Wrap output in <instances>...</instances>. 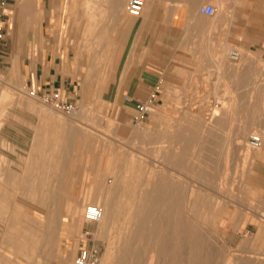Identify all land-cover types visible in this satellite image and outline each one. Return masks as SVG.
Returning a JSON list of instances; mask_svg holds the SVG:
<instances>
[{"label":"rangeland","instance_id":"1","mask_svg":"<svg viewBox=\"0 0 264 264\" xmlns=\"http://www.w3.org/2000/svg\"><path fill=\"white\" fill-rule=\"evenodd\" d=\"M216 1V16L205 21V25L212 29L214 38L224 37L227 28L233 24V15L228 17L223 13L228 0ZM222 16L226 19L229 18V21H221L220 17ZM225 46L227 45L213 44L206 47H209V52H211L212 47L215 50H220L217 54L219 55ZM202 47L205 46L190 47L191 61L188 62V67L184 70L174 71L175 78L169 79L168 84L163 85V93L157 94L158 101L155 104L154 111L147 115L139 114L137 107V113L126 111L116 113L111 110L112 106L109 105L106 99L107 94L104 93L108 82V79L104 76L108 66L107 62L86 63L94 66L95 70L88 72L82 70L85 74H82L83 77L80 78L81 83H83V90L79 92V111L72 115H65L29 97L27 95L28 91L24 90L22 84H20V77L17 79V83H19L17 84L5 74L0 73V95L2 90L7 89L6 91H9L13 98L9 101L6 100V104H4V100L1 101L0 99V158H3V155L6 156V163H0V201L7 203L0 205V264H72L71 262L77 254L83 229H89L91 232L92 235L88 240H90L91 246H95L99 250L101 262L105 250L110 246L112 247L118 236L123 233L122 229L127 212V208L123 210V203L126 201L125 198L120 201L119 197L116 198V194L113 196L115 200L111 198L110 201L115 202L120 208L122 207L121 211L124 212L122 211L120 214L119 221L117 220L116 224L110 230H107L108 233H103L98 237L96 234L99 225H86L84 221L86 207L95 205L89 204L90 201L86 197L91 188L104 191L110 185H114L115 177L124 175L126 171L129 172L128 174L132 178H135V176L141 178L142 176V181L133 178L136 186L139 184L140 188L136 190L139 192L145 186L147 178L151 176L152 172L156 174L164 173L170 179L172 177L183 189L182 197L184 199H182L183 201L180 199L182 202L179 206H184L180 208V212L183 210L184 213L182 212V214L184 215H181L187 217L185 219L189 217L188 220L193 224L196 223L197 226L199 225L200 232L206 234V245L208 246L204 251L205 254L203 253L204 256H208L209 260L211 259V264L246 263L244 257L223 235L221 227L227 217H234L237 215V211L243 216L244 210L254 207L253 194L248 183L251 181L250 177L254 162L258 158L255 155L258 156L261 150H249L246 147V142L252 133H259L264 138V73L262 74L260 69V65L264 66V59L262 57L258 58L254 53L251 54L253 60L256 61V66L252 67V59L251 62L249 61L250 64H247L248 61L246 60H249L250 57L247 56L236 63L230 60L227 54L225 62V67H227L216 69V63L211 60L213 56H204ZM227 47H229V52L233 48H238L243 54L248 53L237 46ZM195 50L198 51L197 54L194 53ZM244 61L247 62L245 67ZM244 68L246 70L255 69L258 74H256V77L248 76L249 73L245 74L246 83H243L242 73H244ZM186 93L189 95L186 96ZM207 97H210V99ZM216 102L223 104V108L217 110L221 113V116L225 112H229L230 108L238 107L236 117L232 120L229 118L227 122L225 120L224 125L212 131H205L203 128V130H199L201 125H195L197 120L192 116H188V119H182L186 112L192 113L202 108L205 111L204 114L209 117L210 113L207 112H210V109L207 110V106H212ZM191 108L193 111H191ZM155 112L156 114H154ZM42 113H47V117L43 118L45 115ZM162 113L165 115H161ZM141 116L146 117L144 121L140 120ZM14 119L16 121L20 120L23 129L31 123V128L37 132L39 130L40 134H47L48 140L38 143L40 145L38 151L34 148L35 150L28 153L12 146L14 145L13 142L6 138L4 132L5 129L10 127L8 124L12 123ZM179 125L182 126L181 131L184 133L179 131L180 133L176 136L179 138L183 134L185 136H182L183 139L176 140L173 132ZM193 129H198V132L195 133L196 130L191 131ZM235 131H238V133ZM139 134L143 136L140 137ZM84 135L90 137L91 141L89 143L83 141ZM235 137L240 141L244 139L243 143H245L247 152L239 153V150L233 145ZM203 139L206 143L203 142ZM225 143L227 148H225ZM101 148L105 149L104 152ZM60 150L66 155V159L67 157L72 159H65L67 170L65 169L63 173L58 174L50 171L55 168V165L52 169L46 168L45 164L51 162L50 158L52 157L50 155H55ZM36 153L39 154V157H34ZM205 153L208 154L203 157L202 155H205ZM32 155L34 167L30 168L28 165L31 160L28 157ZM170 155L171 157H169ZM175 155L181 156L183 163L181 167L175 163ZM38 162L45 165L41 168L42 171L36 169ZM131 164L134 167L139 164L138 168L136 167L137 170L135 168L136 173L133 175L130 174ZM30 166H32L31 163ZM140 168H144L143 171ZM31 169H35L37 172L29 171ZM210 172L212 175L209 174ZM149 173L151 174L149 175ZM57 179L63 183L64 188L58 200L61 229L58 230L54 243H41L40 236L36 232L43 233L45 229V224L41 219L44 215L43 210L48 206L50 207L52 202L50 198L45 199L43 193H47L52 185L58 184ZM100 182L102 183L100 184ZM197 186L199 189L196 188ZM192 189L197 198L189 199L187 198V190L190 192ZM184 194L187 199L183 196ZM83 198H86L83 204H78L83 201ZM44 200L47 204L39 205ZM189 200L191 201L189 202ZM18 201L31 203L33 206H18ZM73 204L76 207H73L75 213H73L74 219L71 220L68 212ZM219 205H221V208H219ZM27 229H31L35 233L33 234V231L30 232ZM204 229H207V231ZM111 232H114V234ZM140 247L143 251V246L140 245ZM202 252L201 255H203Z\"/></svg>","mask_w":264,"mask_h":264},{"label":"crops","instance_id":"2","mask_svg":"<svg viewBox=\"0 0 264 264\" xmlns=\"http://www.w3.org/2000/svg\"><path fill=\"white\" fill-rule=\"evenodd\" d=\"M216 2L147 0L142 15L132 17L127 11L128 0H8L10 17L0 54V73L16 83L20 77L24 90L42 93L57 89L78 101L83 90L82 70H95L86 63L107 62L104 93L111 110L137 113L138 104L163 93V85L175 78L174 71L188 67L190 47L222 44L243 48L249 54L242 52L241 60L250 57L248 63L244 61V67L251 59L252 67L256 66L253 53L264 59V0H228L223 13L233 15V24L224 37L214 38L212 29L205 25L212 17L202 14L200 9L206 5L216 7ZM220 20L226 22L229 18L222 16ZM247 73L256 77L258 71L245 69L242 77L246 78ZM145 118L141 116L140 120ZM8 125L6 138L13 142V147L28 153L48 140L47 134L37 133L31 123L23 129L20 120L14 119ZM83 141L89 143L91 139L84 135ZM50 157L52 163L45 164L46 168L55 165L50 171L61 174L66 155L60 150ZM257 157L248 183L254 207L244 210L243 216L237 211L234 217H227L221 227L223 235L248 264H264V144ZM45 165L38 162L36 169ZM32 170L37 172L29 171ZM56 185L43 193L45 199L52 200L51 206L59 205L64 191ZM94 192L100 194L101 190L96 188ZM86 198H90L89 193ZM46 204V200L39 203ZM17 205L33 206L25 201H18ZM73 207L76 205L70 208ZM74 209L68 212L71 220ZM53 217L58 223L57 236L61 218L58 212ZM55 240L56 237L50 242Z\"/></svg>","mask_w":264,"mask_h":264},{"label":"bare ground","instance_id":"3","mask_svg":"<svg viewBox=\"0 0 264 264\" xmlns=\"http://www.w3.org/2000/svg\"><path fill=\"white\" fill-rule=\"evenodd\" d=\"M214 25V24H213ZM222 45V44H219ZM224 46V45H223ZM222 48V47H221ZM227 46L223 47L221 53L219 55L218 51L220 50H215L213 47L211 48V52H209V47H202V52L204 56H213L212 61L216 63L215 67L216 69H224L225 67V62H226V56L228 54L229 56V51H228ZM249 58V57H248ZM228 59V58H227ZM247 60V59H246ZM229 61V59H228ZM251 62V61H250ZM249 62V63H250ZM260 64V63H259ZM198 65V64H197ZM230 65V64H229ZM258 67V65H257ZM197 69V68H196ZM214 69V68H213ZM260 69L262 74L264 73V66L260 65ZM218 71V70H217ZM222 71V70H221ZM196 73V72H195ZM220 75V73H218ZM198 76V75H197ZM218 76V75H217ZM245 77V76H244ZM262 77V76H261ZM195 78V77H194ZM198 78V77H197ZM245 79V78H243ZM264 79V77H263ZM262 80V79H261ZM260 80V81H261ZM211 82V81H210ZM241 82V81H240ZM1 84V83H0ZM230 84V83H229ZM234 84V83H233ZM264 84V83H263ZM215 88V87H214ZM7 90V89H6ZM6 90H2V93L0 95L1 101L4 100V104H6V100H10L11 94L9 91L7 92ZM185 90V89H184ZM174 91V90H173ZM172 93V92H171ZM182 93V92H181ZM217 93V92H216ZM170 94V92H169ZM174 95V93H172ZM188 93H186V96ZM215 94V92H214ZM172 95V96H173ZM217 95V94H215ZM171 96V95H170ZM214 96V95H213ZM15 97V96H14ZM176 98V96H174ZM173 97V99H174ZM208 98V97H207ZM215 98V96H214ZM13 99V98H12ZM19 99V98H18ZM24 99V98H23ZM172 99V98H171ZM188 99V98H186ZM210 99V97L208 98ZM189 101V100H188ZM192 101V100H191ZM190 101V103H191ZM209 101V100H208ZM207 101V102H208ZM212 101V100H211ZM26 102V101H25ZM32 103V102H31ZM209 103V102H208ZM11 104V103H10ZM197 105V104H196ZM192 106V105H191ZM32 107V106H31ZM171 107V106H170ZM177 107V106H176ZM211 106H207V110L210 109ZM174 108V107H173ZM172 108V109H173ZM209 108V109H208ZM251 108V107H250ZM262 108V107H261ZM189 109V108H188ZM187 109V110H188ZM192 109V108H191ZM231 110L229 112H225L224 115L221 116V113L218 112L217 110L213 111L212 114L207 117L205 111L202 109L193 111L192 113H185L182 119H188L190 116H192L195 120L196 123L195 125H201L199 130L205 129V131L210 130L212 131L213 129H216L217 127H221L224 125L228 119L230 118L231 120L234 119L237 115V111L239 110L238 107L234 106L230 108ZM168 110V109H167ZM190 110V109H189ZM188 110V111H189ZM158 111V110H157ZM47 112V111H46ZM162 112V111H160ZM167 112V111H166ZM171 112V111H170ZM185 112V111H184ZM182 113V112H181ZM209 113V112H207ZM224 113V112H223ZM222 113V114H223ZM240 113V112H239ZM2 114V113H1ZM44 114L45 117H47V113H42ZM49 114V112H48ZM156 114V112L154 113ZM159 114V113H158ZM163 115V113L161 114ZM165 115V114H164ZM163 115V116H164ZM168 115V114H167ZM179 115V114H178ZM181 115V114H180ZM239 115V114H238ZM242 115V114H241ZM253 115V114H252ZM251 115V116H252ZM182 116V115H181ZM189 116V117H188ZM168 117V116H167ZM165 117V118H167ZM254 117V116H253ZM164 118V117H162ZM252 118V117H251ZM162 120V119H161ZM175 120V119H174ZM226 120V122H225ZM173 121V120H172ZM230 121V120H229ZM176 122V121H175ZM232 122V121H231ZM111 123V122H110ZM246 123V122H245ZM114 124V123H111ZM110 125V124H109ZM242 125V124H241ZM251 125V123H250ZM111 126V125H110ZM249 126V125H248ZM112 127V126H111ZM167 127V126H166ZM176 127V126H175ZM235 127V126H234ZM242 127V126H241ZM171 128V126H170ZM194 128V127H193ZM197 128V126H196ZM203 128V129H202ZM250 128V127H249ZM42 129V127H41ZM198 129H193L191 131L198 132ZM236 129V128H235ZM251 129V128H250ZM138 130V129H136ZM182 130V126L179 125L176 127V130L173 132V135L175 136L174 139L180 140L181 138L183 139L185 136ZM234 130V129H233ZM246 130V129H245ZM43 131V130H41ZM134 131V129H133ZM145 131V130H144ZM143 131V132H144ZM181 133V138L177 137L176 135L178 133ZM240 131V130H238ZM238 131L236 133H238ZM39 132V130H38ZM37 132V133H38ZM137 132V131H135ZM169 132V131H168ZM200 132V131H199ZM204 132V131H203ZM227 132V131H226ZM41 133V132H40ZM133 133V132H132ZM145 133V132H144ZM143 133V134H144ZM193 133V132H191ZM194 133V134H195ZM240 133V132H239ZM138 134V133H137ZM136 134V135H137ZM146 134V133H145ZM167 134V133H165ZM201 134V133H200ZM208 134V133H207ZM259 134V133H258ZM39 135V134H37ZM140 135V134H139ZM171 135V134H170ZM237 135V134H236ZM235 135V136H236ZM261 135V134H260ZM143 135H140V137ZM238 136V135H237ZM244 136V135H243ZM152 137V135H151ZM169 137V136H168ZM172 137V136H171ZM154 138V137H153ZM152 139V138H151ZM172 139V140H174ZM206 139V138H205ZM264 139V138H263ZM169 140V139H168ZM195 140V139H194ZM208 140V139H207ZM212 140V139H211ZM244 140V139H243ZM241 139L238 140L237 137L233 139V145H235L236 149L239 150V153L241 152H247L245 150V143ZM95 141V137H94ZM182 141V140H181ZM190 141V140H189ZM198 141V139H197ZM108 142V141H107ZM104 142V143H107ZM180 142V141H179ZM204 142V139H203ZM208 142V141H207ZM215 142V141H214ZM188 143V142H187ZM206 143V142H204ZM228 143V142H227ZM68 144V143H67ZM201 144V143H200ZM69 145V144H68ZM107 145V144H106ZM173 145V144H172ZM184 145V144H183ZM219 145V144H218ZM229 145H231L229 143ZM96 146V145H95ZM103 146H105L103 144ZM210 146V145H209ZM215 146V145H214ZM224 146V145H223ZM171 147V146H170ZM193 147V146H192ZM234 147V146H232ZM3 148V147H2ZM104 148V147H102ZM101 148V149H102ZM174 148V147H173ZM224 148V147H223ZM225 148L226 143H225ZM68 149V146H67ZM186 149V148H185ZM69 150V149H68ZM103 150V149H102ZM105 150V149H104ZM103 150V152H104ZM226 150V149H225ZM261 150V149H260ZM159 151V150H158ZM171 151V150H170ZM163 152V150H162ZM196 152V151H195ZM202 152V151H201ZM176 153V152H175ZM226 153L228 151L226 150ZM171 154V153H170ZM202 155L203 157L206 156ZM247 154V153H246ZM245 154V155H246ZM147 156V155H146ZM163 156V155H162ZM173 156V155H172ZM257 157V155H255ZM155 157V156H154ZM165 157V156H164ZM171 157V155L169 156ZM226 157V156H225ZM228 157V156H227ZM255 157V158H256ZM30 158V156L28 157ZM243 158V157H242ZM248 158V157H247ZM254 158V159H255ZM64 159V165L62 168L61 173L65 171V158ZM67 159H72L68 158ZM66 159V160H67ZM142 159V158H141ZM31 160V159H30ZM103 160V159H102ZM101 160V161H102ZM134 160V159H133ZM132 160V161H133ZM145 160V159H144ZM227 160V159H226ZM225 160V161H226ZM247 160V159H246ZM175 163L178 164V166L182 163L181 156L175 155L174 159ZM250 161V160H249ZM32 162V160H31ZM29 162V165L30 163ZM69 162V161H68ZM227 162V161H226ZM254 162V161H253ZM0 163L5 164L6 163V156L3 155V158H0ZM141 163V160H140ZM143 163V162H142ZM146 163V161H145ZM251 163V162H250ZM33 164V163H31ZM70 164V163H69ZM150 164V162H149ZM148 164V165H149ZM152 164V162H151ZM190 164V163H189ZM137 165V164H136ZM139 165V164H138ZM137 165V166H138ZM166 165V164H164ZM196 165V164H195ZM2 166V165H1ZM70 166V165H69ZM68 166V167H69ZM101 166V164H100ZM130 168V174L133 175L135 174V168L131 164ZM142 166V164H140ZM144 166V165H143ZM188 166V165H187ZM71 167V166H70ZM69 167V168H70ZM145 167V166H144ZM147 167V166H146ZM156 167V166H155ZM167 167V166H166ZM68 168V169H69ZM138 168V167H137ZM136 168V170H137ZM187 168V167H186ZM203 168V167H202ZM142 169V168H140ZM144 169V168H143ZM142 169V171H143ZM169 169V168H168ZM208 169V168H207ZM67 170V169H66ZM99 170V169H98ZM148 170V169H147ZM190 170V169H189ZM69 171V170H68ZM139 171V169H138ZM150 171V170H149ZM157 171V170H156ZM162 171V170H161ZM165 171V170H164ZM170 171V170H169ZM193 171V170H192ZM198 171V170H197ZM196 171V172H197ZM201 172V171H200ZM209 172V171H208ZM68 173V172H67ZM129 172L126 171L124 175H117L116 180L114 181V185H110L106 190L101 191V193L94 192L95 188H91L89 190V204H95L96 206H99L102 210V220L98 224L99 229L96 234V236H101L103 233H108L107 230H110V228L116 224V221H119L120 214L122 213L123 210L127 208L126 212V218H125V223L123 226V233L121 236H118V239L115 243H113V246L107 248L102 256L100 264H211L208 256H204L205 250L208 245L207 239H206V234H202L199 229V225L197 226L196 223L193 224L191 223L188 217V219H185L187 217H183L182 212H180V208L184 206H179L181 205V202L184 199L182 197V187L180 184L176 183L172 177L171 179L165 176L164 173L156 174L154 172L149 173L151 176L147 178L148 180L146 181L145 186L143 189L141 188V192L136 191L139 190V184L136 186V183L134 179H141L142 181V176L141 178H135L133 179L132 177L129 176ZM142 173V172H141ZM140 174V172H139ZM183 174V173H182ZM211 174V172L209 173ZM137 175V174H136ZM148 175V176H149ZM167 175V174H166ZM212 175V174H211ZM215 175V174H214ZM63 176V175H62ZM138 176V175H137ZM204 176V175H203ZM208 176V175H206ZM210 176V175H209ZM170 177V176H169ZM189 177V176H188ZM60 178V177H58ZM62 178V177H61ZM105 178V177H104ZM145 178V177H144ZM204 178V177H203ZM225 178V176H224ZM205 179V178H204ZM210 179V178H208ZM213 179V178H212ZM215 179V178H214ZM58 180V179H57ZM146 180V179H145ZM178 180V179H177ZM199 180V179H198ZM203 181V179H202ZM58 184L56 185L63 188V183H61L60 180L57 181ZM138 182V180H137ZM199 182V181H198ZM209 182V181H208ZM102 182H100L101 184ZM140 183V182H139ZM144 183V182H143ZM99 185V184H98ZM142 185V184H141ZM223 185H225L223 183ZM96 186V185H95ZM189 186V185H188ZM97 187V186H96ZM99 187V186H98ZM105 187V186H104ZM222 187V185H221ZM106 188V187H105ZM137 188V189H136ZM186 188V187H185ZM184 188V189H185ZM195 188V187H194ZM198 188V186L196 187ZM204 188V187H203ZM187 189V188H186ZM185 189V191H186ZM189 189V187H188ZM191 189V188H190ZM199 189V188H198ZM197 190V189H196ZM202 190V189H201ZM205 190V189H204ZM184 191V193H186ZM200 192V191H199ZM203 192V190H202ZM188 197L185 196V198L193 199L197 198V195L195 194L194 190L188 192ZM201 193V192H200ZM199 193V194H200ZM219 193V192H218ZM116 198L119 197V200L121 201L122 198H125V201L123 204V210L121 211V208L119 205H116L115 202L110 201L113 196ZM100 196V197H99ZM186 198V199H187ZM204 198V197H203ZM206 198V197H205ZM180 199L182 201H180ZM205 200V199H204ZM180 201V202H179ZM186 201V200H185ZM191 200H189L190 202ZM204 202V201H203ZM87 203V202H86ZM115 203V204H114ZM185 204V203H184ZM188 204V203H187ZM1 205V204H0ZM218 205V204H217ZM222 205V204H221ZM219 205V208H221ZM186 207V206H185ZM125 208V209H124ZM71 210L73 208H70ZM186 209V208H185ZM188 209V208H187ZM70 210V211H71ZM189 210V209H188ZM187 210V213H188ZM44 215L42 216L43 222L45 224V229L42 232H36L40 236V241L41 243H48L55 239L56 237V229L58 227V223L53 217V215H56V213L59 212L58 206L54 205L43 210ZM124 212V211H123ZM186 212V210H185ZM204 212V211H203ZM184 213V212H183ZM191 213V211H190ZM194 213V212H193ZM182 214V215H181ZM200 214V213H199ZM191 215V214H188ZM194 215V214H192ZM186 216V215H185ZM200 216V215H199ZM196 217V216H195ZM53 218V219H52ZM198 218V217H197ZM217 218V217H216ZM202 220V219H201ZM119 223V222H118ZM117 223V224H118ZM204 223V222H203ZM206 224V221H205ZM206 226V225H204ZM114 228V227H113ZM116 228V226H115ZM117 229V228H116ZM28 231L32 232L33 230L27 229ZM207 231V229H204ZM204 231V232H205ZM117 232V231H116ZM33 234L35 231L32 232ZM31 233V234H32ZM114 234V232H111ZM207 233V232H206ZM30 236V235H29ZM32 236V235H31ZM34 236V235H33ZM116 236V235H115ZM30 238V237H29ZM109 238V237H108ZM110 240V238H109ZM27 243H29L27 241ZM210 244V243H209ZM141 246H143V251L141 250ZM211 245V244H210ZM108 246V245H107ZM140 248V249H139ZM203 250V252H202ZM201 252L203 255H201ZM214 252V251H213ZM207 253V252H206ZM209 253V252H208ZM211 253V251H210ZM212 254V253H211ZM17 256H19L17 254ZM16 256V257H17ZM10 263V262H9ZM248 263V262H247ZM7 264V263H6ZM17 264V263H16ZM246 264V263H245Z\"/></svg>","mask_w":264,"mask_h":264},{"label":"built area","instance_id":"4","mask_svg":"<svg viewBox=\"0 0 264 264\" xmlns=\"http://www.w3.org/2000/svg\"><path fill=\"white\" fill-rule=\"evenodd\" d=\"M147 0H128L127 11L132 17H140L144 10ZM200 12L208 17H213L217 9L214 5H206L201 7ZM8 0H0V54L2 52V43L7 36V24L9 20ZM229 58L233 62H239L242 58V51L238 48H233L229 52ZM27 95L33 99L40 101L42 104L52 107L53 109L64 113L65 115H72L79 111V104L77 100H72L64 96V94L57 89H50L48 91L37 93L35 91H28ZM157 94L151 96L145 104H138L137 111L139 114L147 115L154 111L155 104H157ZM223 104L220 102L214 103L210 107V115L215 110H221ZM264 144L263 137L258 133H252L246 142V147L251 151H258L262 149ZM102 220V210L96 205H88L84 214V221L86 225L97 226ZM89 229H83L80 235L77 254L72 260V264H99L100 254L95 246L90 245L88 238L91 236Z\"/></svg>","mask_w":264,"mask_h":264}]
</instances>
